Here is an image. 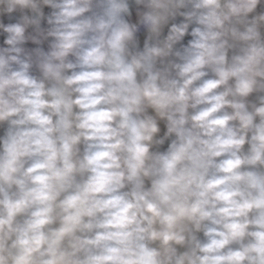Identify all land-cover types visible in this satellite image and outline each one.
Returning <instances> with one entry per match:
<instances>
[{
	"label": "clouds",
	"instance_id": "clouds-1",
	"mask_svg": "<svg viewBox=\"0 0 264 264\" xmlns=\"http://www.w3.org/2000/svg\"><path fill=\"white\" fill-rule=\"evenodd\" d=\"M0 264H264V0H0Z\"/></svg>",
	"mask_w": 264,
	"mask_h": 264
}]
</instances>
